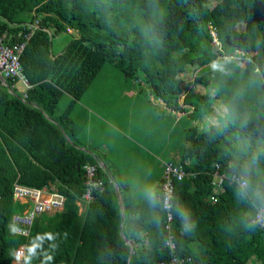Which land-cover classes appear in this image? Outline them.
<instances>
[{
	"label": "trees",
	"instance_id": "trees-1",
	"mask_svg": "<svg viewBox=\"0 0 264 264\" xmlns=\"http://www.w3.org/2000/svg\"><path fill=\"white\" fill-rule=\"evenodd\" d=\"M34 19L38 27L19 55L30 85L26 97L16 91V79L0 84V264H12L9 253L20 243L27 255L32 241L41 246L29 264H41L45 255L53 256L46 264H173L164 244L162 175L152 196L136 202L125 179L113 181L97 167L103 189L78 211L82 165L96 163L79 147L70 114L106 62L191 122H204L215 102L225 108L217 123L185 127L176 157L168 160L193 172L173 181L174 254L189 257V264H264V230L251 222L257 209L228 179L247 172L253 187L264 190V0L213 6L209 0H0L4 43L24 40ZM69 28L75 35L51 54L50 37ZM236 49L249 52L248 65L222 57ZM215 61L225 73L211 69ZM189 67L204 91L182 89ZM64 93L70 99L57 112ZM216 166L226 177L218 192L211 184ZM14 183L53 185L64 196L61 209L33 218L27 236L9 232L24 206L12 196ZM45 232L54 239L36 240Z\"/></svg>",
	"mask_w": 264,
	"mask_h": 264
},
{
	"label": "crops",
	"instance_id": "crops-1",
	"mask_svg": "<svg viewBox=\"0 0 264 264\" xmlns=\"http://www.w3.org/2000/svg\"><path fill=\"white\" fill-rule=\"evenodd\" d=\"M122 78L125 87L117 93L87 87L70 116L79 147L93 156L110 179H125L131 197L139 202L158 186L162 162L176 157L179 136L175 125L185 114L169 109L142 82L131 84L130 79ZM116 95L122 100L108 98ZM212 108L211 115L219 117L217 112L223 111L220 103L218 111ZM114 189L118 193L115 182ZM77 203L81 212L84 205ZM118 204L122 213L119 199Z\"/></svg>",
	"mask_w": 264,
	"mask_h": 264
},
{
	"label": "built area",
	"instance_id": "built-area-1",
	"mask_svg": "<svg viewBox=\"0 0 264 264\" xmlns=\"http://www.w3.org/2000/svg\"><path fill=\"white\" fill-rule=\"evenodd\" d=\"M38 27V22L34 19L31 23L27 24L28 33L24 35V40L14 42L12 44H6L0 36V84L4 82L6 78L16 79L17 82H21L24 85L22 92L20 93L22 99L26 97V89L30 87L26 78L24 77L21 64L19 61V55L24 47V44L34 29ZM207 32L211 38L212 43L220 48V43L217 38L216 29L210 24H207ZM241 54V50L236 49L230 55H223L224 59H234V56ZM13 86H10L12 88ZM96 164L85 163L82 165L85 189L81 194L78 202L83 205L87 203L91 198L94 191H101L103 189V181L96 177ZM188 175H193L192 171L185 170L181 165H177L171 161L162 162V180H161V208L165 212V229L167 232L166 239L164 241L169 253L171 254L170 263L173 264H189V257L177 256L174 254L175 243L173 241V235L170 230L172 221V205L171 197L173 193V181L180 180ZM225 175L220 173L215 167L212 173L211 184L215 191H222L223 181ZM228 179L231 182L238 183L240 176L233 173ZM12 196L14 199L19 200L24 206L20 213H16L11 218V223L16 227L15 234L21 236H27L29 227L33 218L39 213H50L62 208L64 202V196L56 191L53 185H46L41 188H35L30 186H24L18 183H14L12 187ZM257 210L251 217V222L258 225L264 230V220H257ZM264 238V234H263ZM19 260L15 259L16 254H21ZM24 257V243H20L13 251L12 264H23ZM160 264H163L161 262Z\"/></svg>",
	"mask_w": 264,
	"mask_h": 264
},
{
	"label": "rangeland",
	"instance_id": "rangeland-1",
	"mask_svg": "<svg viewBox=\"0 0 264 264\" xmlns=\"http://www.w3.org/2000/svg\"><path fill=\"white\" fill-rule=\"evenodd\" d=\"M111 1L112 0H110V2ZM217 1L218 0H209L210 6H213ZM239 27H241V26H239ZM69 30L73 31L71 28H69ZM74 35H75V32L74 33L69 32L68 30L62 31L58 34H53L50 37V51H51V53L56 54V53L60 52L64 48L66 43ZM234 60L244 61V63H247V65H248V63L250 61L249 52L241 51V54H237L234 56ZM194 73H195V70H193L191 67H189L184 73H182V75H181L182 80H183V82L181 84L182 89L183 90L192 89L194 91L202 92V91H204V88L200 84H194L192 82ZM122 75H123L122 72L119 71L118 68L112 62H106L103 64V66L101 67V69L99 70V72L97 73L95 78L93 79V81L89 84L88 88H94V89H97L100 91H102L101 89H106V90H111L114 93H117L119 90H121L125 87V83H124L125 81L122 78L124 75L123 76ZM129 81L131 84L135 83L132 80H129ZM16 84H17L16 85V88H17L16 91L21 93V91L24 88V85L21 82H17ZM108 98H113L117 102L122 100V98L120 96H117V95L114 97H108ZM69 99H70L69 95L64 93L60 97V99L57 103L56 111L60 112L61 110H63V108L68 103ZM217 104H218L217 102L213 103V107H214L215 111L216 110L218 111V108H216ZM220 106H222V105L220 104ZM217 113H219L218 114L219 117H217V116L215 117V116L210 114L207 118L204 119V122H202L203 119H201L200 121H197L196 125L202 126V124H203L205 127L206 122H212V123L219 122L218 119L223 117L222 115L225 113V108L223 107V111L220 110ZM174 119H175V117L172 118L173 121H174ZM220 121H221V119H220ZM190 122L191 121H189L185 117V115L182 116V118L179 120V122H177L176 125L174 122V125L176 126V132H178V136H179V138H178V144L179 145L181 144V142H182L181 139L184 136V128L187 127L188 125H190L191 124ZM164 158H167V156H164Z\"/></svg>",
	"mask_w": 264,
	"mask_h": 264
},
{
	"label": "clouds",
	"instance_id": "clouds-1",
	"mask_svg": "<svg viewBox=\"0 0 264 264\" xmlns=\"http://www.w3.org/2000/svg\"><path fill=\"white\" fill-rule=\"evenodd\" d=\"M211 69L214 72H220V73H225L226 69L224 66L223 62L220 61H215L210 65ZM238 190L241 193L242 196H249L253 200V207L257 209V220H264V190H261L259 186H256L255 188L253 187L252 180L250 175L247 172H244L238 181ZM149 196H152V193H149ZM187 219V217H184ZM9 232L10 233H15L16 232V227L14 225H10L9 227ZM45 238L47 240H53L54 239V233L52 232H45L43 234H37L36 240L43 241ZM40 243H37L35 241H32L29 245H26V251L27 255H25L24 261L25 264H29V261L36 255V249L40 247ZM54 247V246H52ZM10 256L13 254L10 252ZM21 254H16L15 259L19 260L21 257ZM53 256L52 255H45L44 259L41 261V264H46V262L52 261Z\"/></svg>",
	"mask_w": 264,
	"mask_h": 264
},
{
	"label": "water",
	"instance_id": "water-1",
	"mask_svg": "<svg viewBox=\"0 0 264 264\" xmlns=\"http://www.w3.org/2000/svg\"><path fill=\"white\" fill-rule=\"evenodd\" d=\"M126 241V243H128L129 244V241L128 240H125Z\"/></svg>",
	"mask_w": 264,
	"mask_h": 264
}]
</instances>
